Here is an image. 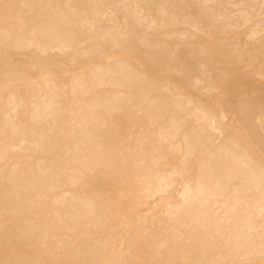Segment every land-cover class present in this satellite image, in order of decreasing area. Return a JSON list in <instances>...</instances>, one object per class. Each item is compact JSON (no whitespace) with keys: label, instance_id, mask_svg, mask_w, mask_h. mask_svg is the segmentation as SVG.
Wrapping results in <instances>:
<instances>
[{"label":"rangeland","instance_id":"374dc122","mask_svg":"<svg viewBox=\"0 0 264 264\" xmlns=\"http://www.w3.org/2000/svg\"><path fill=\"white\" fill-rule=\"evenodd\" d=\"M0 264H264V0H0Z\"/></svg>","mask_w":264,"mask_h":264},{"label":"bare ground","instance_id":"6f19581e","mask_svg":"<svg viewBox=\"0 0 264 264\" xmlns=\"http://www.w3.org/2000/svg\"><path fill=\"white\" fill-rule=\"evenodd\" d=\"M200 23V22H199ZM144 139V138H143ZM138 147H140V146H138ZM138 149V148H137ZM2 154H3V152H2ZM123 162V161H122ZM122 166H123V163H122ZM182 180V179H181ZM50 192V191H49ZM190 194V193H189ZM185 196V195H184ZM116 203V202H115ZM118 204V203H117ZM115 205V204H114ZM120 205H121V203H120ZM88 211V210H87Z\"/></svg>","mask_w":264,"mask_h":264}]
</instances>
